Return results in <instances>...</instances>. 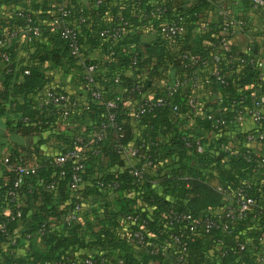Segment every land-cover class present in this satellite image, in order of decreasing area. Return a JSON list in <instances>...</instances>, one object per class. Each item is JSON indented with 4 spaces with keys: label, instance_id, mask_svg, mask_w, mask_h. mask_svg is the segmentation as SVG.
<instances>
[{
    "label": "trees",
    "instance_id": "16d2710c",
    "mask_svg": "<svg viewBox=\"0 0 264 264\" xmlns=\"http://www.w3.org/2000/svg\"><path fill=\"white\" fill-rule=\"evenodd\" d=\"M1 2L12 5L6 17H0V36L12 30L17 34L9 45L0 46V52L8 54V59H4L0 53V115L5 116L10 131L35 140L27 146L17 145L6 158L0 159V223L5 221L6 227V232L0 230V252L3 253L0 264H60L67 257L78 259L101 254L108 256L109 264H153L155 259L159 264H167L169 262L160 255L149 252L148 247L139 251L131 248L130 232L137 224H126L125 215L138 211L149 215L147 228L153 235L162 237L158 219L168 209L193 215L210 213L229 201L228 192L233 193L241 186L255 197L256 203L234 225L231 233L221 229L209 233L190 231L185 224L174 226L172 230L186 241L187 264H255V254L263 246L259 236H263L260 232L264 229V178L251 179L250 175L260 173L263 167L256 164L252 158L255 154L249 152L248 147L234 149L223 136V129L234 121L235 114L250 105L251 91L264 84L255 57L238 56L235 63L239 70L234 81L222 68L218 70L224 75L225 83L210 74L223 94L219 102L209 103L211 109L205 112L200 110L192 118L187 115L186 101L195 87L184 84L172 98V103L178 107L176 112L166 104L137 113V106L147 96L146 91L152 87L155 77L169 74L173 67V77L186 80L193 76L197 63L212 62L213 46L219 45L220 34L211 37L214 45L192 47L188 41L190 19L211 0H189L185 8L174 4L176 0H90V7L78 0ZM60 4L72 5L75 18L78 5L84 8L86 21L77 24L81 59L70 53L66 39L60 37L57 29L49 28ZM157 6L165 9L156 12ZM26 14L31 17L29 24L38 26L41 34L31 35L23 47L20 34H26ZM105 14L110 15L109 21H104ZM179 15L183 17L186 33L163 36L158 30L160 23ZM202 25L205 27L201 28ZM202 25L203 34L218 33L221 28V22ZM107 26H120L117 40L99 35L100 29ZM142 26L153 32L152 40L140 39ZM94 46H101L106 57H89L87 49ZM182 48L197 54L199 60L193 63L180 57L178 51ZM18 51L22 54L16 57ZM223 51L228 59L233 51L232 43L229 50ZM44 61L49 63L44 64ZM90 62L97 64L93 87L100 91L99 98L93 97L87 88L85 68ZM143 68H146L144 76L141 75ZM68 73L79 89L66 88L67 81L62 78ZM47 89L66 94L69 100H47ZM163 92L164 88L153 97ZM72 99L76 100L74 104ZM110 99L116 103L114 107L105 104ZM110 112L114 113L111 124L107 120ZM174 117L192 119L196 126L178 128L173 124ZM217 119H223L224 123ZM101 123H106L102 137L97 139L93 135L94 141L88 142L86 133L92 129L98 131ZM81 124L86 125L85 131H81ZM263 128L264 114L254 131ZM206 131H213L215 137L208 138ZM248 131L242 136L246 137ZM46 135H53L58 144L56 151L45 157L40 148ZM78 135L84 143L80 146L82 157L79 160L83 167L74 171L73 159L57 164L55 156L74 147ZM134 146L151 160L140 177L133 170L141 169L146 157L135 156L132 166L124 162L125 152ZM38 159L41 164L37 165L35 173L25 175L21 183L14 185L16 171L8 163H33ZM75 172L80 180L72 187ZM205 174L215 176L217 184L213 185ZM52 181L50 189L47 184ZM112 183H116V187L105 186ZM91 196H99L102 201L96 205L85 203L82 207V199ZM17 210L20 216L11 219L10 215ZM67 216L69 218L65 219ZM18 222L21 228L13 233ZM243 235L252 240L255 248L233 251L235 238ZM23 240L30 244V249L24 255H17L15 248ZM37 243L43 247H38Z\"/></svg>",
    "mask_w": 264,
    "mask_h": 264
},
{
    "label": "built area",
    "instance_id": "2783aa9c",
    "mask_svg": "<svg viewBox=\"0 0 264 264\" xmlns=\"http://www.w3.org/2000/svg\"><path fill=\"white\" fill-rule=\"evenodd\" d=\"M101 0H96V2H100ZM221 3L219 8V13L222 16L221 28L218 33H213L215 36L221 35L219 38V45L223 50H229L231 47V38L235 33L237 28H245L247 26V22L242 17L232 16L227 9L223 6L224 0H219ZM251 7L253 9H258L263 13L264 16V0H250ZM72 6V5H71ZM66 6L64 4H60L58 6V11L52 19V26L57 29L60 37L66 39L70 53L81 59V43L79 42L78 35V23H83L86 21V15L83 13V6L81 4L78 5V13L77 17L72 16V7ZM74 6V5H73ZM77 6V5H76ZM75 7V6H74ZM165 8L162 6L156 7V12H160ZM26 28H25V37L26 39H30L31 35L38 36L41 34L40 28L36 25H31V17L29 14H26ZM205 26L202 25L201 28ZM159 32L165 37H175L181 36L186 33V25L183 21V17L181 15L176 18H172L170 20L162 21L158 27ZM17 32L12 30L9 34L5 36H0V46L3 44L9 45L12 38L16 36ZM99 35L104 38H109L111 41H115L118 39L120 35V26H107L99 31ZM2 58L8 59V54L5 51L0 52ZM178 55L184 59L189 60L190 62L196 63L199 60V56L197 54L191 53L187 48H182L178 51ZM240 61H244L243 58ZM256 66L259 67L260 71L263 66L262 60H255ZM96 62H90L86 68V79H87V88L90 89L91 95L95 98H99L100 91L95 87H93L94 80L93 74L96 70ZM27 71V70H26ZM210 74L215 75V78L220 82L225 83L226 79L224 75L218 70V68H214ZM185 79H181L178 77H174L170 79L166 85H164V92L159 94L157 97L147 95L144 100L138 104L137 113L144 111L145 109H150L152 106L156 105H171L172 110L174 112L177 111V104L172 103V98L179 87L185 84ZM193 86V85H192ZM45 96L47 100L53 102H64L69 100V97L66 94L62 93H53L51 90L47 89L45 91ZM251 103L247 106L243 111H238L234 119L241 120L244 115H249L251 119L257 124L263 116L264 113V93H257L255 90L251 91ZM76 100L72 99V103L74 104ZM109 107H114L116 103L114 100H107L105 103ZM187 115L191 118L198 115L200 113V108L198 104L197 97L195 93L191 92L188 95L187 101ZM210 117V115H208ZM108 123L111 124L114 121V113L110 112L107 117ZM217 122L224 123L223 119H217ZM106 125V123H101L99 130L96 133V138L100 139L103 135L102 129ZM257 131V130H256ZM258 131L255 132L254 128L248 131L246 138L248 140H253L256 138ZM82 136H76L74 141V147L68 149L63 153H59L55 156V162L57 164L63 163L66 159H73L75 164L73 166L74 171H78L83 167V163L80 160L82 154L80 149L82 145ZM188 144V143H187ZM221 146H224L221 143ZM251 152L250 150H248ZM134 159L136 157H146L147 160L140 166L141 169H134L133 172L135 175L140 177L142 175L143 169L146 166L151 165V160L148 158V155L141 153L138 146H134L128 151ZM252 153V152H251ZM247 158H250L248 156ZM257 165L264 167V154H255L252 157ZM134 161L129 165L132 166ZM9 167H13L16 171V177L14 179V185H17L23 181V177L28 174H33L36 171V166L31 162H15L8 163ZM63 172V171H61ZM80 180V176L78 173H74V179L71 182V186H77L78 181ZM116 183L105 184V186L116 187ZM47 187L53 188V181L47 184ZM218 189H221L218 186ZM229 201L221 205L220 207L214 208L210 213H203L199 215H193L190 212L178 211L173 208L168 209L167 213L163 215V217H159L158 219V229L159 232L163 233L162 237H159L158 234L153 235L152 232L147 228L148 217L149 215L143 214L141 211L128 213L124 217L125 223H134L137 224L135 228H133L130 232L131 242L137 245L140 248L148 247L149 252L160 255L162 258L167 260L169 263L167 264H187V244L186 241L174 230L172 227L180 226L181 224H185L190 231H200L201 233H209L213 229H221L225 233H231L234 225L243 219L252 206L255 205L256 199L250 193H247L245 189L241 186L234 190L233 193H227ZM76 208L79 205L75 206ZM21 212L19 210L16 211L15 214H11L10 218L13 219L15 217L20 216ZM151 218V217H150ZM68 219V218H67ZM0 230L6 232L5 221L0 223ZM8 236H11L8 234ZM259 241L263 243L260 251L255 255V264H264V236H259ZM14 241L11 240V243ZM250 246L252 249L255 248L251 242L248 241L247 236L236 237L235 245L232 248L233 251H249ZM224 254V253H222ZM119 262L121 260H118ZM153 264H159L157 259L153 260ZM60 264H109L108 256L101 254L98 257L89 255L83 258L72 259L71 257H67L65 260H61Z\"/></svg>",
    "mask_w": 264,
    "mask_h": 264
},
{
    "label": "crops",
    "instance_id": "0c3cea01",
    "mask_svg": "<svg viewBox=\"0 0 264 264\" xmlns=\"http://www.w3.org/2000/svg\"><path fill=\"white\" fill-rule=\"evenodd\" d=\"M56 1V0H54ZM79 2L86 3L88 7L92 4L90 0H78ZM174 3V2H173ZM189 0H176L174 4L178 5L179 7H187L189 4ZM174 8L176 5H174ZM182 4L184 6H182ZM11 3H0V17H6V14L9 12L11 8ZM221 3L219 0H211V3L203 8L200 12H198L195 17L190 22L189 27V34H188V41L192 47H196L199 44L205 45H214L215 42H211V37L215 36V34H203L200 31V26L204 23H212L214 25H218L221 22V14L219 13ZM223 6L227 9V11L232 15L237 17H242L246 20L247 26L245 28H237L235 30L234 35L232 36L231 43L233 45V51L230 57L227 59L226 55L221 49L219 45L213 46V56L212 62L207 64L206 62L201 61V63H197L194 74L191 78L186 79L185 85H193L195 87V95L198 100L200 110L204 109L208 110L211 109L209 103L220 101L221 96L223 94L222 90L219 87L215 86V82L210 79V72L214 68H222L225 71V74L234 81L235 77L238 76L237 72L239 70V65L235 63L239 55H251L255 57L256 60H262L264 62V16L263 13L258 9H253L250 4V0H224ZM132 13L135 12L133 9ZM110 15L105 14L103 16L104 21H109ZM49 25V24H48ZM50 30L53 31L52 24L49 25ZM140 39L143 41H150L153 39V32H151L147 27H140ZM20 34V43L23 47L27 45V39L25 34L21 32ZM171 48L175 50V46L171 45ZM22 51L17 52V56H21ZM89 57H106L103 48L101 46H94L87 49L86 53ZM26 60V57H25ZM48 61H44V64H48ZM236 64V65H235ZM219 65V66H218ZM229 65V66H228ZM218 66V67H217ZM259 68V67H258ZM146 68L141 69V75H145ZM238 69V70H237ZM53 71V70H52ZM169 74L163 73L161 76L155 77L153 80L152 87H148L147 95L153 96L158 93L167 82L174 78V68L171 67L169 69ZM264 77V63L262 69L260 71ZM71 76L68 73L64 78L65 81L69 79ZM236 85V84H234ZM66 88L69 90L74 91V89L78 88L77 85L73 83L67 82ZM79 89V88H78ZM258 91H264V84L262 87L257 88ZM256 90V91H257ZM259 93V92H258ZM264 114V113H263ZM174 126L178 128H185L191 125H195L194 120L187 119L181 120V118L174 117L173 118ZM257 126L254 121L251 119L249 115H244L241 120H235L229 122L223 129V136L227 139V144L231 145L234 149L245 148L248 149L253 154H264V128L258 130V134L255 139L248 140L246 137L242 136L243 132H246L250 129H253ZM86 130V125L81 124V131ZM199 130V128H197ZM97 130L92 129V131H88L86 133L88 137V142H93L94 137L96 135ZM205 136L208 138L215 137V133L213 131H206L204 132ZM46 141L42 144L40 148V152L44 153L45 157L48 156L49 153L52 151H56L58 142L55 140L53 135H46ZM33 137L24 136L17 132L10 131L9 128L6 126L5 123V116L0 115V159L6 158L8 154L15 148H18L17 145L27 146L34 142ZM37 162H31L36 167L37 165L41 164L40 160H36ZM124 162L126 165H130L133 162V157L129 153H125L124 155ZM205 176L210 180V182L215 185L217 184V178L215 176H211L209 174H205ZM251 179L256 177H261L260 179L264 178V167L258 172H253L250 175ZM55 197V196H54ZM93 198L83 200L82 199V207L85 203H90L92 205H96L102 201L101 197L99 196H91ZM81 198V197H80ZM57 199L54 198L53 202H56ZM217 207H215L216 209ZM7 211V210H6ZM88 217L92 219V214L89 213ZM69 218L68 216L65 219ZM53 219V220H52ZM52 221H55L54 218L51 217ZM54 222H52L53 224ZM21 222H18V225L14 228L13 233L16 232L21 228ZM261 235L264 236V229L260 232ZM248 241L252 243V240L248 238ZM131 243V248L134 251L142 250V248L138 247L134 243ZM38 247H43L41 243H37ZM30 249V244L26 241H21L17 244L15 251L17 255H24ZM5 253H7L6 249L4 248ZM260 251V250H259ZM257 251L256 254L259 252ZM255 254V255H256ZM3 259V253L0 252V260Z\"/></svg>",
    "mask_w": 264,
    "mask_h": 264
},
{
    "label": "rangeland",
    "instance_id": "374dc122",
    "mask_svg": "<svg viewBox=\"0 0 264 264\" xmlns=\"http://www.w3.org/2000/svg\"><path fill=\"white\" fill-rule=\"evenodd\" d=\"M84 4H86V3H84ZM67 82H70V83H73V77H69V79L67 80Z\"/></svg>",
    "mask_w": 264,
    "mask_h": 264
}]
</instances>
